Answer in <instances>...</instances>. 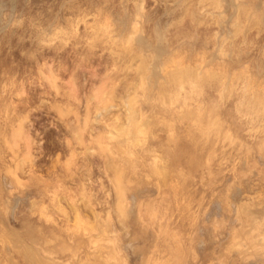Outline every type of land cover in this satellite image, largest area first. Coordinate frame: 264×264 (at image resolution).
Here are the masks:
<instances>
[{"label": "rangeland", "instance_id": "rangeland-1", "mask_svg": "<svg viewBox=\"0 0 264 264\" xmlns=\"http://www.w3.org/2000/svg\"><path fill=\"white\" fill-rule=\"evenodd\" d=\"M0 264H264V0H0Z\"/></svg>", "mask_w": 264, "mask_h": 264}]
</instances>
